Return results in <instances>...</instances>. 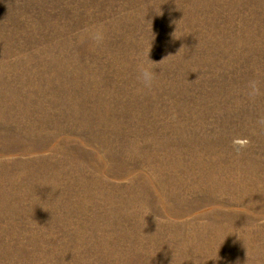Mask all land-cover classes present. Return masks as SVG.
Segmentation results:
<instances>
[{
    "label": "rangeland",
    "instance_id": "rangeland-1",
    "mask_svg": "<svg viewBox=\"0 0 264 264\" xmlns=\"http://www.w3.org/2000/svg\"><path fill=\"white\" fill-rule=\"evenodd\" d=\"M0 264H264V0H0Z\"/></svg>",
    "mask_w": 264,
    "mask_h": 264
},
{
    "label": "clouds",
    "instance_id": "clouds-1",
    "mask_svg": "<svg viewBox=\"0 0 264 264\" xmlns=\"http://www.w3.org/2000/svg\"><path fill=\"white\" fill-rule=\"evenodd\" d=\"M140 79L142 80V82L144 83V85L146 87H150L152 79H153V75H152V73L150 71L145 70V69H141V71H140Z\"/></svg>",
    "mask_w": 264,
    "mask_h": 264
}]
</instances>
